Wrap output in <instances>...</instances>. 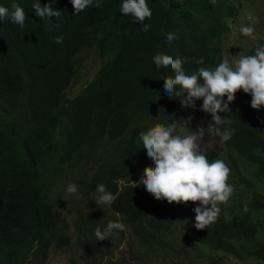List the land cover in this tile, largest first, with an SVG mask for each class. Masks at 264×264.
I'll return each instance as SVG.
<instances>
[{
	"label": "trees",
	"instance_id": "1",
	"mask_svg": "<svg viewBox=\"0 0 264 264\" xmlns=\"http://www.w3.org/2000/svg\"><path fill=\"white\" fill-rule=\"evenodd\" d=\"M243 1L146 0L152 16L145 32L120 11L123 0H100V7L76 15L71 0H56L51 7L60 10L58 18L35 15L32 5L50 0H0L26 14L23 28L0 20V107L23 113L28 122L19 124L9 112L0 116V264H41L51 248L70 244L68 222L51 196L54 176L66 166L84 171L74 184L94 202L99 184L116 196L111 205L78 211L74 243L85 264L103 258L114 264L107 255L110 238L100 241L94 234L107 227L109 210L129 227L133 247L157 264H224L225 257L264 264V107L253 109L251 94L240 90L231 111L219 113L232 123L218 131L235 130L224 141L229 157L221 159L235 191L214 224L197 230L193 209L199 202L169 204L138 184L144 168L154 167L139 134L157 124L167 127L171 115L184 109L181 98L164 92L173 70L157 68L153 57L187 58V74L214 69L224 60L227 21ZM168 33L178 39L169 42ZM59 36L63 43L55 42ZM257 47H264V37L242 55H254ZM91 48L104 61L68 98L82 67L79 53ZM200 58L203 65L196 63Z\"/></svg>",
	"mask_w": 264,
	"mask_h": 264
},
{
	"label": "clouds",
	"instance_id": "2",
	"mask_svg": "<svg viewBox=\"0 0 264 264\" xmlns=\"http://www.w3.org/2000/svg\"><path fill=\"white\" fill-rule=\"evenodd\" d=\"M56 0L41 5L40 2L32 5L35 15L39 18L60 16V10L51 7ZM73 15L83 12L86 8L100 7V0H71ZM120 11L130 15L134 23L142 25L147 32L152 11L146 0H123ZM10 19L14 24L24 27L26 14L24 9L12 3L10 7L0 6V20ZM253 27H241L244 36H252ZM167 39L171 42L178 39L176 34L168 33ZM55 42L63 43V37L55 38ZM157 68L170 67L174 76L164 79V92L171 98H181L184 108H195V102L203 99L200 111L211 114L209 127L214 125L231 124L232 121L221 117L219 113L231 111L229 104L234 102L236 93L243 90L251 94V107L259 110L264 107V47H257L254 55H242L231 66L228 59H224L214 69L200 67L198 71L187 74L183 65L187 58L177 55L157 54L153 57ZM197 64L203 65L200 58ZM227 100H224V97ZM264 123V121H261ZM178 121L174 120L167 127L157 124L146 132L139 134L147 158L154 162V167H145L138 184H143L149 194L156 200H166L169 204H187L199 202L193 211L195 213L194 227L204 230L214 224L222 211L220 205L226 204L234 194V186L228 183L231 169L221 159L209 160L201 149L200 141L205 136V129L197 127L190 135H175ZM234 129H226L220 133L222 141H228L234 135ZM77 186L69 184L67 192L77 194ZM98 196L96 205H111L116 196L107 191L105 185L99 184L96 188ZM248 211L247 205L244 208ZM125 226L121 222L110 221L107 227L95 230L96 240L108 239L114 230L123 231Z\"/></svg>",
	"mask_w": 264,
	"mask_h": 264
},
{
	"label": "rangeland",
	"instance_id": "3",
	"mask_svg": "<svg viewBox=\"0 0 264 264\" xmlns=\"http://www.w3.org/2000/svg\"><path fill=\"white\" fill-rule=\"evenodd\" d=\"M228 33L222 39L223 57L228 59L231 66H235L236 61L244 53L250 45L258 42L264 37V0H246L242 2L239 14L227 21ZM248 26L255 29L252 36H244L241 27ZM82 58V67L78 72V77L74 79L73 85L66 90V96L72 98L82 88L94 78L100 65L104 59L100 58L94 48L84 50L79 53ZM203 99L195 102V108H184L182 112L173 113L171 123L176 120L178 126L175 135L186 136L192 134L197 127L205 129V136L200 141L201 149L209 155L210 159H228L225 151V144L222 141L218 125L211 128V114L200 111ZM11 116H16L18 123L26 126L27 120L23 113L8 111ZM0 107V116L5 117L8 113ZM1 121V120H0ZM108 147L106 150L108 152ZM102 146H98V151L102 150ZM88 166L85 171H91L93 168V160H87ZM64 173L58 170V174L54 176L51 196L56 203V208L61 211L68 222V233L70 235V244L62 247H53L49 250L47 258L41 264H85L84 260L79 256L81 248H77L75 241L74 225L78 218V211H87L98 205L92 198L83 195L80 191L77 194L67 192L69 184H74L77 179L83 176L84 171L79 169H71L68 166L63 168ZM108 221L124 222L118 214H113L110 210L106 213ZM123 231H113L109 236L111 246L109 247L108 257L114 264H157L153 262L142 250H137L132 244V234L128 226ZM103 258L100 264H104ZM32 264H35L34 262ZM224 264H255L252 261H240L233 257H225Z\"/></svg>",
	"mask_w": 264,
	"mask_h": 264
}]
</instances>
